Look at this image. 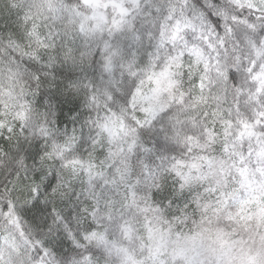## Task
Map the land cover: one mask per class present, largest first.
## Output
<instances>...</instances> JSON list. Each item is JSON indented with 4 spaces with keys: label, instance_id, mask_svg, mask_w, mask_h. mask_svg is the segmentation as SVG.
Returning a JSON list of instances; mask_svg holds the SVG:
<instances>
[{
    "label": "snow or ice",
    "instance_id": "snow-or-ice-1",
    "mask_svg": "<svg viewBox=\"0 0 264 264\" xmlns=\"http://www.w3.org/2000/svg\"><path fill=\"white\" fill-rule=\"evenodd\" d=\"M0 264H264V0H0Z\"/></svg>",
    "mask_w": 264,
    "mask_h": 264
}]
</instances>
